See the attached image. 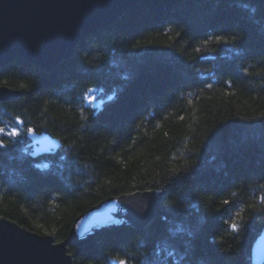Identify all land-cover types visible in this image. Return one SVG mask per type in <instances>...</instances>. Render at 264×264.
I'll return each mask as SVG.
<instances>
[{
  "label": "trees",
  "instance_id": "obj_1",
  "mask_svg": "<svg viewBox=\"0 0 264 264\" xmlns=\"http://www.w3.org/2000/svg\"><path fill=\"white\" fill-rule=\"evenodd\" d=\"M0 218L62 241L101 200L161 193L75 264H252L264 228V6L139 0L52 70L0 68ZM88 99H92L91 102ZM60 140L36 158L29 128Z\"/></svg>",
  "mask_w": 264,
  "mask_h": 264
},
{
  "label": "water",
  "instance_id": "obj_2",
  "mask_svg": "<svg viewBox=\"0 0 264 264\" xmlns=\"http://www.w3.org/2000/svg\"><path fill=\"white\" fill-rule=\"evenodd\" d=\"M139 0H0V68L17 57L52 71L70 59L77 44L117 20ZM264 6V0H253ZM20 92L0 85V101ZM36 158L60 147V140L29 128ZM161 193L143 190L109 196L77 215L62 241L16 221L0 218V264H75L68 244L83 246L106 228L142 229L160 215ZM251 263L264 264V228L251 247Z\"/></svg>",
  "mask_w": 264,
  "mask_h": 264
},
{
  "label": "rangeland",
  "instance_id": "obj_3",
  "mask_svg": "<svg viewBox=\"0 0 264 264\" xmlns=\"http://www.w3.org/2000/svg\"><path fill=\"white\" fill-rule=\"evenodd\" d=\"M88 101H89V102H91V101H92V99H88Z\"/></svg>",
  "mask_w": 264,
  "mask_h": 264
}]
</instances>
